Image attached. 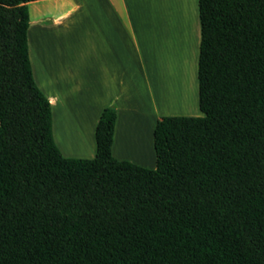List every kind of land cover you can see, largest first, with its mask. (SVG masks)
Segmentation results:
<instances>
[{
    "label": "trees",
    "instance_id": "obj_1",
    "mask_svg": "<svg viewBox=\"0 0 264 264\" xmlns=\"http://www.w3.org/2000/svg\"><path fill=\"white\" fill-rule=\"evenodd\" d=\"M0 0V264H264V0H198L203 115H167L156 168L65 157L29 53L28 3Z\"/></svg>",
    "mask_w": 264,
    "mask_h": 264
},
{
    "label": "crops",
    "instance_id": "obj_2",
    "mask_svg": "<svg viewBox=\"0 0 264 264\" xmlns=\"http://www.w3.org/2000/svg\"><path fill=\"white\" fill-rule=\"evenodd\" d=\"M28 10L33 73L62 154L94 158L97 124L114 106L113 155L156 168L154 130L167 105L195 103L187 110L201 116L198 0H35Z\"/></svg>",
    "mask_w": 264,
    "mask_h": 264
},
{
    "label": "rangeland",
    "instance_id": "obj_3",
    "mask_svg": "<svg viewBox=\"0 0 264 264\" xmlns=\"http://www.w3.org/2000/svg\"><path fill=\"white\" fill-rule=\"evenodd\" d=\"M146 20H147V17H146ZM191 25H193V21L190 22V27ZM192 28V27H191ZM190 28V31L193 29ZM191 36H192V33H191ZM192 70V74L190 72V79H192V82H193V79H194V82H193V90H194V83H195V72H194V69H191ZM195 103H192L190 105H182V103H179L178 105L176 106H172V105H167V108H168V112H170V115H187V116H197L195 115L192 111L190 110H187V109H190L194 106ZM201 115H203L202 112H200Z\"/></svg>",
    "mask_w": 264,
    "mask_h": 264
},
{
    "label": "bare ground",
    "instance_id": "obj_4",
    "mask_svg": "<svg viewBox=\"0 0 264 264\" xmlns=\"http://www.w3.org/2000/svg\"><path fill=\"white\" fill-rule=\"evenodd\" d=\"M161 25H162V24H161ZM191 27H192V28H191ZM191 27H190V28L193 29V25H191ZM162 28H163V27H162ZM177 30H178V28H177ZM161 31H162V29H161ZM181 31H182V29H181ZM186 32L188 33L189 30H188V31L186 30ZM191 33H192V36H193V31H192V30L190 31V34H189V33H188V34L191 36ZM160 34H161V33H160ZM188 34H187V36H188ZM190 36H189V37H190ZM183 37H184V34H183ZM185 38H186V37H185ZM188 39H189V38H187V40H188ZM160 41H161V44H162V39H161ZM189 41H191V39H190ZM185 42H187V41H185ZM154 43H155V42H154ZM152 44H153V42H152ZM185 44H186V43H185ZM159 45H160V44H159ZM153 46H154V44H153ZM190 46L192 47V45H188V46H184V48L186 49L187 47L189 48ZM154 48H155V47H154ZM154 48H153V49H154ZM157 49H159V48H157ZM187 50H188V49H187ZM154 51H155V49H154ZM154 51H153V52H154ZM158 52H159V51H158ZM187 52H188V51H187ZM189 52H190V51H189ZM160 53H162V52H160ZM186 56H188V55L186 54ZM186 58H187V57H186ZM187 59H188V58H187ZM188 60H189V59H188ZM188 62H189V61H188ZM158 68H159V67H158ZM188 72H189V71H188ZM190 72H191V74H192V70H190ZM160 82H161V81H159V86H158V87H160V85L162 86V83H160ZM180 86H181V84H180ZM180 86H178V87H180ZM158 87H157V92H158V94H159V92H160L161 90L158 91ZM162 87H163V86H162ZM162 87H160V88H162ZM178 87H177V88H178ZM182 87H183V86H182ZM180 89H181V88H180ZM189 89H190V88H189ZM162 90H164V87L162 88ZM178 91H179V89H178ZM182 91H183V90H182ZM164 93H165V92H164ZM177 93H178V92H177ZM164 95H165V94H164ZM164 95H163V96H164ZM178 95H179V94H178ZM163 96H162V98H163ZM160 97H161V94H160ZM164 98H165V97H164ZM164 98H163L162 100H164ZM164 101H165V100H164Z\"/></svg>",
    "mask_w": 264,
    "mask_h": 264
}]
</instances>
